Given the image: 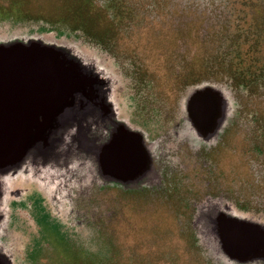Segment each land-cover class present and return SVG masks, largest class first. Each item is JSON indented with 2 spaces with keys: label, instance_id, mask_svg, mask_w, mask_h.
<instances>
[{
  "label": "rangeland",
  "instance_id": "374dc122",
  "mask_svg": "<svg viewBox=\"0 0 264 264\" xmlns=\"http://www.w3.org/2000/svg\"><path fill=\"white\" fill-rule=\"evenodd\" d=\"M0 264H264V0H0Z\"/></svg>",
  "mask_w": 264,
  "mask_h": 264
},
{
  "label": "bare ground",
  "instance_id": "6f19581e",
  "mask_svg": "<svg viewBox=\"0 0 264 264\" xmlns=\"http://www.w3.org/2000/svg\"><path fill=\"white\" fill-rule=\"evenodd\" d=\"M192 104V103H191Z\"/></svg>",
  "mask_w": 264,
  "mask_h": 264
}]
</instances>
